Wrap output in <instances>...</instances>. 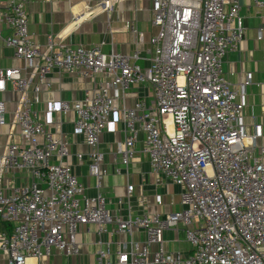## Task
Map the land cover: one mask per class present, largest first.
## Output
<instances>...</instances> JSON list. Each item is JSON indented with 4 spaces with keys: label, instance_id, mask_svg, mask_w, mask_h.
<instances>
[{
    "label": "built area",
    "instance_id": "obj_1",
    "mask_svg": "<svg viewBox=\"0 0 264 264\" xmlns=\"http://www.w3.org/2000/svg\"><path fill=\"white\" fill-rule=\"evenodd\" d=\"M119 1L101 4L110 9ZM149 1L157 32L149 38L152 52L143 67L139 48L106 53L104 42L73 46L49 34L42 49L29 30V0H0V43L30 69L25 76L20 67L0 68V92L10 84L19 93L13 128L0 146V264H48L53 249L78 255L77 230L86 224L97 225L99 236L109 224L120 233H144L143 241L123 243L115 259L108 244L100 246L98 264H264V145L257 142L262 130L255 124L248 135L242 123L251 77L234 85L222 69L225 56L244 40L241 1ZM251 1L264 9V0ZM130 29L142 44L144 32L133 23ZM263 31L260 26L258 39ZM54 70L91 78L95 87L77 101L47 100L40 110L41 87ZM136 87L141 91L132 92L136 99L128 106L126 97ZM70 111L98 190L107 174L101 135L121 124L124 138L116 142V153L123 165L129 166L143 132L142 153L153 173L182 186V208L123 218L106 207L100 191L85 194L67 161L71 150L62 115ZM6 124L7 106L0 99V128ZM22 172L27 181L18 184L15 173ZM133 191L128 183L127 199ZM156 203H162L160 195ZM180 225L192 245L188 254L164 246L165 229Z\"/></svg>",
    "mask_w": 264,
    "mask_h": 264
},
{
    "label": "crops",
    "instance_id": "obj_2",
    "mask_svg": "<svg viewBox=\"0 0 264 264\" xmlns=\"http://www.w3.org/2000/svg\"><path fill=\"white\" fill-rule=\"evenodd\" d=\"M103 0H29L27 11L29 14V30L33 34L35 42L42 49L47 46V35L52 34L61 37L64 43L73 46H90L98 42H104L102 50L106 53L120 52L133 53L137 48L141 50L144 59L139 60L141 66H147L152 47L149 38L157 32V27L151 21L152 3L149 0H120L110 9L105 8ZM240 15L245 24V36L239 50L229 52L223 61V74L229 82L236 85L243 81L247 75L251 77V83L246 86V105L242 113V123L249 134L253 133L254 125L260 124L262 135L257 142L264 145V31L263 37L258 39V28L264 26V9L256 6L251 0H240ZM84 2L80 12L87 10L86 17L79 20L77 14L78 4ZM144 32L145 41L137 45L135 37L130 29V24ZM3 32H6L5 30ZM20 67L22 73L28 76L30 69L26 67L24 60L14 54L13 48L0 43V68ZM95 83L91 78H84L74 73L52 71L41 87L40 101L36 107L43 109L44 103L51 99H66L77 101L92 90ZM141 91L139 87L133 88L126 97L125 103L133 105L136 97L132 92ZM19 93L10 84L4 92H0V99H4L7 106L8 124L0 128V146L5 143V134L13 127L12 121L17 105ZM119 101V100H118ZM73 111L62 115V132L69 142L71 154L67 161L74 174L85 187V194L95 195L100 191L106 198V207L113 212L118 211L123 218L129 214L137 215L143 212H158L164 215L167 212L178 211L182 208L180 193L182 186L163 178L152 172L147 155L142 153L144 133H140L136 144L135 156L129 166L125 167L121 157L116 153V142L124 138L119 124L115 133H103L101 135L100 150L104 154L102 166L107 169V174L102 179L99 190L96 187V178L90 175L88 169V147L81 136L72 132ZM60 118V115H57ZM59 132V128H56ZM15 136L18 137V128L14 126ZM81 152L83 158L79 160L76 153ZM120 172H117V169ZM16 183L27 181V173H15ZM12 176V174H8ZM161 180V181H160ZM133 183L134 191L129 199L125 196L126 185ZM160 195L162 203H156V196ZM122 198V203H119ZM129 201V202H128ZM97 225H81L77 232V241L80 252L78 255H65L57 249H53L46 259L48 264H98L97 250L100 246L109 245L111 259H115L119 247L126 243L130 246L132 240L143 241L144 233L135 230L132 235L120 233L115 224L108 225V232L99 236L96 232ZM183 232V235L181 234ZM102 243L99 244L98 241ZM164 246L169 251H181L188 254L192 245L186 238L183 227H170L164 231Z\"/></svg>",
    "mask_w": 264,
    "mask_h": 264
},
{
    "label": "bare ground",
    "instance_id": "obj_3",
    "mask_svg": "<svg viewBox=\"0 0 264 264\" xmlns=\"http://www.w3.org/2000/svg\"><path fill=\"white\" fill-rule=\"evenodd\" d=\"M83 7H86V4L84 2H81L78 4V9L76 12H77V14H79L78 15L79 20L83 19L84 17H86L89 14L86 12L87 10L80 12Z\"/></svg>",
    "mask_w": 264,
    "mask_h": 264
},
{
    "label": "rangeland",
    "instance_id": "obj_4",
    "mask_svg": "<svg viewBox=\"0 0 264 264\" xmlns=\"http://www.w3.org/2000/svg\"><path fill=\"white\" fill-rule=\"evenodd\" d=\"M244 26H245V24H244ZM243 43V42H242ZM181 234L183 235V232H181Z\"/></svg>",
    "mask_w": 264,
    "mask_h": 264
}]
</instances>
